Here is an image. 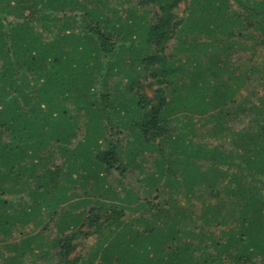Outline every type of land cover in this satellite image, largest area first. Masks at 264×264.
<instances>
[{
    "label": "trees",
    "instance_id": "trees-1",
    "mask_svg": "<svg viewBox=\"0 0 264 264\" xmlns=\"http://www.w3.org/2000/svg\"><path fill=\"white\" fill-rule=\"evenodd\" d=\"M93 1L0 0V264H264V0Z\"/></svg>",
    "mask_w": 264,
    "mask_h": 264
},
{
    "label": "rangeland",
    "instance_id": "rangeland-1",
    "mask_svg": "<svg viewBox=\"0 0 264 264\" xmlns=\"http://www.w3.org/2000/svg\"><path fill=\"white\" fill-rule=\"evenodd\" d=\"M83 2H85V4H91V5H94V1L93 0H82ZM134 2H137V0H134ZM111 6L113 7V8H115V9H117V10H119V12H121V15H124L125 13H124V9H126L127 7H128V1H126V0H112V3H111ZM232 6V5H231ZM233 7L237 10V11H241V8L237 5V4H233ZM106 12H108V14H110V16H112L113 14L111 13V12H109V11H106ZM73 13H75V14H78V15H80L81 13L80 12H76V11H73ZM174 13L176 14V15H178L180 18H182V17H185L186 16V4H184V3H181L180 4V6H178L177 7V9H175V11H174ZM79 29L81 30V28L79 27ZM79 30V31H80ZM176 42H177V40H175V41H172L170 44H169V46H168V52L170 53V52H172V50H173V48H175V46H176ZM258 50L260 51V56H258L257 58H256V60L258 61L257 63H259L260 65L261 64H263L264 63V49L263 48H261V47H259L258 48ZM115 82H116V80L115 79H113L112 80V82H111V84H110V87L112 88L113 86H114V84H115ZM158 87H156V86H152L150 89H148L147 90V92H148V94L150 95V96H153V91L154 90H156ZM122 136V138H121V140H122V143H123V139L124 138H126L127 137V131L125 132H123V134L121 135ZM126 144H125V142L123 143V147L125 146ZM226 146L228 147V144H226ZM72 148L74 147V145H72L71 146ZM229 148V147H228ZM61 161H63V159L61 158V159H54V163L56 164V165H60L61 164ZM123 163H125V161L123 162ZM110 180L112 181L113 180V178H110ZM118 183V182H117ZM117 185V184H116ZM26 192V191H25ZM22 198H23V201H22ZM13 200V202L14 203H12V204H14L16 207H18V204L19 203H25L26 202V200H28L27 199V193H23L22 195H17V198L16 199H12ZM197 205V207H201V204H196ZM202 211V210H201ZM32 232L33 234L35 233V232H37L38 231V229H36L33 225H29V226H27L26 227V229H24V230H22L21 232H18V233H15L14 234V240H8L7 241V243H9V242H19V241H21L23 238H25L26 237V233H28V232ZM96 242V236H90L88 239H85L84 237H79L78 239H77V246H78V250H80V249H83L84 250V255H86L89 251H90V249H91V247L93 246V244ZM4 245L6 246V244H2V243H0V250L5 254V255H9L10 253L9 252H7L6 250H5V248H3L4 247ZM39 264H51V263H49V262H39Z\"/></svg>",
    "mask_w": 264,
    "mask_h": 264
}]
</instances>
